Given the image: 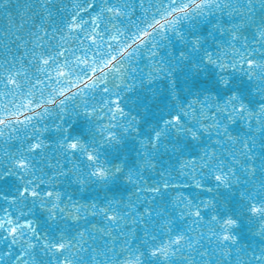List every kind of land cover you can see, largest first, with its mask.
Instances as JSON below:
<instances>
[{"label": "snow or ice", "instance_id": "obj_1", "mask_svg": "<svg viewBox=\"0 0 264 264\" xmlns=\"http://www.w3.org/2000/svg\"><path fill=\"white\" fill-rule=\"evenodd\" d=\"M0 264H264V0H0Z\"/></svg>", "mask_w": 264, "mask_h": 264}, {"label": "water", "instance_id": "obj_2", "mask_svg": "<svg viewBox=\"0 0 264 264\" xmlns=\"http://www.w3.org/2000/svg\"><path fill=\"white\" fill-rule=\"evenodd\" d=\"M178 46V45H177ZM161 54H165V53H161ZM149 66H148V60L147 59H143L139 62V69L137 71V75H140L141 72L144 73V81L146 84V87L144 89L140 90V96L143 98V102L144 103H150V98L152 97V93H150L148 91L149 88H153V89H157L158 94H163L165 93V90L168 88V83L166 79H159L156 81H152L151 83H149L148 78H147V73L149 71ZM178 76H180L182 78V74L181 73H177ZM200 83L203 85L204 81L203 79H201ZM177 87H181V83L177 84ZM138 104L140 103L139 101L137 102ZM142 106V105H141ZM152 107H155V104H152ZM164 159L167 160L168 157L164 156ZM175 183H182V181H176ZM94 193H87L86 196H91ZM246 243L248 242L247 240L245 241Z\"/></svg>", "mask_w": 264, "mask_h": 264}]
</instances>
